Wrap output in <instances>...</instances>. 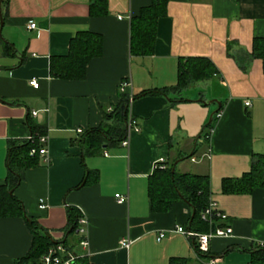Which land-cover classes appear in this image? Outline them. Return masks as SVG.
<instances>
[{"label":"crops","instance_id":"0c3cea01","mask_svg":"<svg viewBox=\"0 0 264 264\" xmlns=\"http://www.w3.org/2000/svg\"><path fill=\"white\" fill-rule=\"evenodd\" d=\"M150 3L0 0V186L9 146L39 131L46 136L47 161L37 155L10 193L52 242L63 238L70 207L87 220L82 237L88 244L76 246L79 235L72 232L66 245L89 264H206L211 258L250 264V251L264 248V186L226 191L223 180L239 178L253 156L264 155V67L252 52L254 41L264 39V0H168L153 53L132 55L130 18ZM29 21L33 28L26 27ZM79 31L99 35L100 53L79 79L51 76L50 58L66 55ZM190 57L209 59L214 76L167 97L140 95L176 86L179 62ZM120 93L129 96L128 115L139 130L84 154L79 136L103 123V111ZM222 102L206 141L202 129ZM161 159L165 165L177 161L178 172L209 178V201L224 214L214 225L232 233L213 236L207 252L175 230L193 229L186 202L176 199L166 210L151 203L148 177ZM160 233L164 237L156 240ZM125 239L128 247L120 245ZM31 241L21 215L0 216V264H15Z\"/></svg>","mask_w":264,"mask_h":264},{"label":"trees","instance_id":"16d2710c","mask_svg":"<svg viewBox=\"0 0 264 264\" xmlns=\"http://www.w3.org/2000/svg\"><path fill=\"white\" fill-rule=\"evenodd\" d=\"M168 0H151L147 6L140 8L136 16L130 18V53L132 55H151L156 39V24L159 17L164 14ZM101 40L99 35L89 31H79L70 40L68 52L64 56H53L49 62V74L53 77L65 79H79L83 76L85 64L100 53ZM254 55L262 57L264 67V39H256L252 46ZM215 74L212 62L205 57H190L179 62L178 82L171 88H158L142 92V94H162L169 96L170 92H179L189 84L196 81L208 80ZM172 100V99H171ZM173 101V100H172ZM129 96L118 94L115 104L109 111H103V123L95 128L85 130L78 138L83 147V153H90L100 148L102 144L112 145L125 139L128 118ZM223 108V102L215 111L212 121L207 123L203 137L207 141L209 133L214 126L217 113ZM109 119L108 125L104 120ZM31 129H34L31 127ZM40 132H30V139L13 143L7 151V175L0 186V216L16 214L21 215L32 232L31 246L28 252L15 260V264H38L39 257L46 248L54 243L40 231L34 219L25 216L19 200L10 191L20 182L22 171L37 163V153L29 154L31 148H37V137ZM172 165L165 168L155 167L148 177V193L151 203L156 209L166 210L176 200L186 202L191 211V230L207 232L209 225L200 218V212L208 205L210 200L209 178L205 175L172 172ZM253 186H264V155H255L248 171L239 178H224L223 190H248ZM78 212L75 208H68L67 228L61 243L66 244L72 234ZM75 264H89L80 257ZM250 264H264V248L257 246L250 251Z\"/></svg>","mask_w":264,"mask_h":264},{"label":"built area","instance_id":"2783aa9c","mask_svg":"<svg viewBox=\"0 0 264 264\" xmlns=\"http://www.w3.org/2000/svg\"><path fill=\"white\" fill-rule=\"evenodd\" d=\"M119 18V16H118ZM35 24L32 21H29L26 24L27 28H33ZM28 84L36 87L37 82L35 80H29ZM129 86V82H121L119 84V87L121 90H125ZM249 104V103H247ZM35 114V112H32ZM220 115V113H217V117ZM139 128L135 124V120L132 118V116L128 115L127 118V124H126V137L129 136V134L132 131H138ZM76 132H80V130H75ZM27 139H30V136L26 137ZM38 147L37 148H31L29 150V154L37 153L40 157L43 158L44 161H47V148H46V136L41 134L37 137ZM164 160H158L155 167L159 168H165ZM114 198L116 202H124L125 198L115 194ZM38 208H44L45 204L43 203L42 199L38 200ZM78 210V217L76 219L75 228L73 232L77 235H79L78 240L76 242V246H79L80 248L86 249L87 247V240L85 237H82L84 228L86 226L87 220L85 216L81 213L79 209ZM200 218L207 222L209 225V230L207 232H198V231H192V230H186L182 226H176L175 230L177 232H180L190 238H192L195 243L197 244V249L200 252H207L209 241L213 236H228L232 233V230L230 227H221L214 225L215 221L221 220L224 218V214H222L218 209L215 207V203L209 201L208 205L200 212ZM164 237V234L160 233L158 237H156V240H161ZM130 244L129 239L121 240L120 245L122 247H128ZM73 247V246H72ZM69 245L63 244L61 242H54L50 244L45 252L39 257L38 264H75L77 262V259L80 257H83L85 255L84 253L78 254L74 248H72ZM217 261L216 258H211L207 261L206 264H215Z\"/></svg>","mask_w":264,"mask_h":264},{"label":"water","instance_id":"95a60500","mask_svg":"<svg viewBox=\"0 0 264 264\" xmlns=\"http://www.w3.org/2000/svg\"><path fill=\"white\" fill-rule=\"evenodd\" d=\"M214 101L216 102V100H214ZM209 103H210V102H209ZM216 103H217L218 106H219V103H218V102H216ZM214 113H215V111L212 112V113L210 114L207 123H210V122L212 121V118H213ZM176 163H177V161L174 162L173 165H172V168H171L172 172L174 171V167H175ZM193 213H194V210L192 209V215H191V218H192V216H193ZM189 225H190V222L188 223V227H189Z\"/></svg>","mask_w":264,"mask_h":264},{"label":"rangeland","instance_id":"374dc122","mask_svg":"<svg viewBox=\"0 0 264 264\" xmlns=\"http://www.w3.org/2000/svg\"><path fill=\"white\" fill-rule=\"evenodd\" d=\"M205 93V95H206V97L208 96V92L207 91H205L204 92ZM206 101H209V100H206ZM213 105V104H212ZM212 105H209V106H212ZM209 116H210V114H209ZM209 118V117H208Z\"/></svg>","mask_w":264,"mask_h":264}]
</instances>
